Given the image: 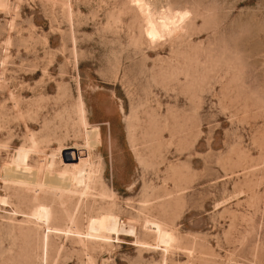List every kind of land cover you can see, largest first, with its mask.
<instances>
[{"label": "rangeland", "instance_id": "1", "mask_svg": "<svg viewBox=\"0 0 264 264\" xmlns=\"http://www.w3.org/2000/svg\"><path fill=\"white\" fill-rule=\"evenodd\" d=\"M162 1L4 0L0 264H264V0Z\"/></svg>", "mask_w": 264, "mask_h": 264}, {"label": "bare ground", "instance_id": "2", "mask_svg": "<svg viewBox=\"0 0 264 264\" xmlns=\"http://www.w3.org/2000/svg\"><path fill=\"white\" fill-rule=\"evenodd\" d=\"M130 4L139 11L141 17L146 24V31L148 36L152 40L161 39L164 36H173L181 32L183 26L187 23L189 18V12L176 11L170 9L169 6H164L160 0H129ZM155 1V2H154ZM158 2V5H157ZM6 3L4 0H0V7H3ZM6 7V6H5ZM69 150V149H67ZM64 150V151H67ZM85 149L78 150L77 153L63 154V163L69 164L74 167V181L77 185L85 186L89 180L88 168L89 164L86 157L82 158L79 152H84ZM69 152V151H68ZM87 153V152H86ZM74 159H77V163H72ZM33 218L39 222L45 223L47 230L45 238H47L50 232H58L56 229L48 227L47 222L49 219V210L44 206H38L32 214ZM103 223L98 219H91L89 223V235L90 237L98 238L100 236V226ZM143 229L155 234V240L158 246H163L164 251L169 250L174 244V236L171 232L163 229L158 223L146 221L143 225ZM92 235V236H91ZM138 244V243H137Z\"/></svg>", "mask_w": 264, "mask_h": 264}]
</instances>
